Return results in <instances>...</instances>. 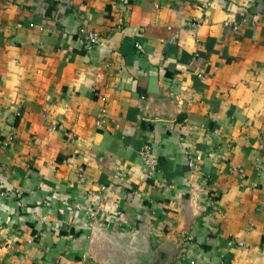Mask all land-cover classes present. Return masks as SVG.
<instances>
[{
	"label": "crops",
	"instance_id": "0c3cea01",
	"mask_svg": "<svg viewBox=\"0 0 264 264\" xmlns=\"http://www.w3.org/2000/svg\"><path fill=\"white\" fill-rule=\"evenodd\" d=\"M0 264H264V0H0Z\"/></svg>",
	"mask_w": 264,
	"mask_h": 264
},
{
	"label": "built area",
	"instance_id": "2783aa9c",
	"mask_svg": "<svg viewBox=\"0 0 264 264\" xmlns=\"http://www.w3.org/2000/svg\"><path fill=\"white\" fill-rule=\"evenodd\" d=\"M85 39L90 45L97 44L99 42V35L94 32H89L85 34ZM139 49L142 50V47L139 46ZM141 156L149 163L150 167L152 168L156 167L157 161L151 159V150L149 147L141 151Z\"/></svg>",
	"mask_w": 264,
	"mask_h": 264
}]
</instances>
